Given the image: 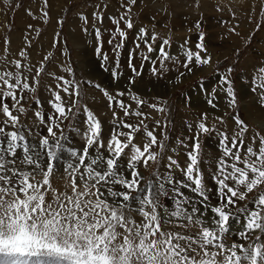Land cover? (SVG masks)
I'll use <instances>...</instances> for the list:
<instances>
[{"label":"snow or ice","instance_id":"1","mask_svg":"<svg viewBox=\"0 0 264 264\" xmlns=\"http://www.w3.org/2000/svg\"><path fill=\"white\" fill-rule=\"evenodd\" d=\"M135 4L136 0H130L125 13L113 21L121 38L113 49L117 54L127 39L119 25L123 21L127 29L133 28L131 19L126 17ZM95 16L102 19L99 13ZM82 19L87 22L86 17ZM95 34L99 39L98 28ZM147 36V29L141 28L138 40H143L151 53L154 49L145 39ZM156 39L153 34L151 41ZM200 39L203 41V34ZM168 43L167 39L162 41L163 45ZM197 47L200 51L195 53L186 50L183 67L188 73L193 71L189 67L193 61L197 66L211 64L210 56L200 55L207 51L203 43ZM158 51L163 69L170 57L163 46ZM18 56L0 66V116L3 117L0 119V264H264V135L260 132L250 135L245 147L249 128L242 119L233 117L239 130L234 129L229 136L226 130L209 125L208 114L203 113L195 122L194 134L188 138L191 145L183 139L176 141L178 147L190 148L181 165L175 158L180 154L177 148L165 144L169 137L162 129L167 124L157 120L151 130L144 124L149 118L140 110L145 100L130 90L113 95L101 89L109 108L115 105L119 109V112L112 110L114 129L110 137L107 141L102 138L101 121L85 106L83 145L66 146L65 122L78 110L79 83L47 73L54 81L48 85L52 111L50 115L33 112L37 124L46 129V134L37 135L32 126L21 122V117L26 112L25 104L32 98L25 93L36 92L39 78L45 74L44 64L28 63L25 50ZM131 58L130 53L129 67L138 76L141 73L132 65ZM103 59L107 61V55ZM141 60L143 67V61H149L150 57L141 54ZM160 69L152 61V74H158ZM64 71L71 73L72 69L67 67ZM232 71L227 69L220 85L230 98L229 107L236 104L230 79ZM257 88L264 90V67L256 69L252 78L251 91L256 92ZM126 94L135 102V109L119 99ZM209 96V105L217 107L213 93ZM36 103H40L38 98ZM147 107L161 114L166 112L160 103H150ZM130 115L143 119L130 123L125 120ZM215 120L224 123L222 117ZM188 127L193 129L191 124ZM142 128V137L138 139L136 134ZM157 129H161L159 138ZM213 132L220 136L221 152L211 173L217 193L214 205L200 168V137ZM32 135L36 136L35 141L29 139ZM154 148L157 150L153 151ZM166 149L173 154L164 157ZM64 155L67 159L61 165ZM163 159L167 160L165 170L157 168L145 179L140 167L148 169L149 162L156 164ZM58 167L63 168L67 177L63 190L53 187L51 181ZM177 172L182 179L176 178ZM183 189L196 198L186 195ZM249 194H254L251 199ZM243 201L249 203L240 205ZM236 224L238 228L233 227Z\"/></svg>","mask_w":264,"mask_h":264},{"label":"rangeland","instance_id":"2","mask_svg":"<svg viewBox=\"0 0 264 264\" xmlns=\"http://www.w3.org/2000/svg\"><path fill=\"white\" fill-rule=\"evenodd\" d=\"M202 2H205L204 5ZM126 4H130V0H47V3L45 0H0V63H4L7 56L25 50L28 63L39 65L43 62L44 64L45 74L40 76L36 92L34 94L25 93L26 96L31 95L32 98L25 104L26 112L21 117L22 123L32 126L37 135L46 134L45 127L38 125L35 121L33 112L38 110L41 113L51 114L52 110L48 104L51 93L48 91L49 95H45L42 91L45 86L54 83L47 73L55 72L57 76L75 80L80 86L78 110L70 120L65 122L66 146L79 148L83 145L81 133L85 130L87 123L86 113L83 111L85 106L93 111L101 121L102 138L107 141L110 137L114 129L112 110L119 112V109L115 108V105L113 109L109 108V102L101 89L113 95L117 91L128 93L130 90L145 100L146 104L142 108H148L149 111L146 114L149 118L144 120V124L149 130L155 126L157 120L161 121L162 125L167 124V128L162 129L169 137L165 144L168 148H177L180 154L175 158L181 165L185 163L186 153L190 148L182 149L177 146L176 141L183 139L191 145L192 141L188 138L194 134L195 122L203 113L208 114L209 125L215 124L220 131L226 130L229 136L234 129L239 130L233 117L238 116L242 119L249 128V132L245 134V147L250 142V135H254L255 132L264 135V129L258 126V122L264 120V99H261L264 91L258 88L257 91H261L258 96L256 92L248 95V91L250 92L252 88V79L249 80L246 75L256 74V69L249 71L244 69V64L248 61H253L257 68L264 67V0H136V4L132 5L130 15L126 17V19H131L133 28L127 29L123 21L119 25L125 31L127 39L123 40V47L117 54L113 49L117 43L121 42V38L115 32L117 25L113 21L125 13ZM44 12L48 13L47 17L44 16ZM162 12L164 14L168 12L171 15L172 22L169 21L166 27L167 18H155ZM96 13L101 15V20L96 19ZM174 14L177 16H173ZM82 17H86L87 22ZM177 17L183 22L173 23ZM239 20L242 22L238 23ZM197 24L200 25L199 28L196 27ZM97 28L100 30L99 39L95 34ZM141 28L147 29L148 40L153 34L157 36L154 42L151 41L154 49L151 53L147 52L145 44L138 41ZM232 29H235L237 34ZM201 34H203V41L200 39ZM114 36L115 39H113ZM231 36L235 37L234 41ZM164 39L169 41L167 45L162 44ZM109 40H112V43H109ZM240 40H244L243 49L237 47ZM261 41H263L262 44ZM137 43L140 44L139 48L136 47ZM158 43H161L171 58L165 61L164 70L167 71L165 76L162 75L163 71L153 75L150 70L152 61H155L157 68L160 64L159 55L153 57L155 49H158ZM201 43L207 50L205 56L211 57V64L197 66L193 61L189 65L193 71L188 73L183 67L186 50L191 49L193 53L198 52L200 50L197 45ZM176 45L179 49L185 50L183 55H179L178 52L173 54L172 49ZM134 49H144L145 52L137 54L136 57L133 53ZM130 53L132 57L135 56L138 59L136 64L134 59L131 60L132 65L141 73L138 76L129 67ZM203 53L200 52V55L202 56ZM141 54L150 57L149 61H143V67H141ZM36 55L41 57L37 56L39 58L37 59ZM105 55L108 57L107 61L103 59ZM45 57H47L46 60ZM247 58L249 60H246ZM117 61L119 62L118 68L116 67ZM222 66H224L223 69L230 67L233 69L230 79L234 89H237V98H239L238 85L242 84L247 87V96L242 95L240 103L236 98V104L232 107L228 105V98L226 102H221L217 96L221 90L220 76L227 73L223 69L217 70ZM67 67L72 69L71 73L64 71ZM244 70L246 77L241 75V73L244 74ZM215 72L221 73L217 75ZM113 73L117 75L114 76ZM143 73L146 75L144 76ZM181 73L185 75L181 76ZM147 75H153L156 82L148 81ZM213 77L216 78V82L212 84L210 81L214 80ZM132 80L134 83H130ZM173 80L176 85L168 89ZM163 82L164 84H159ZM95 85H100V88ZM201 85L205 86L201 87ZM209 93L215 96L213 100V103L217 105L215 108L208 103L211 98ZM37 98L40 101L39 104L36 103ZM157 98L160 105L166 108L163 114L154 109L151 111L147 107V104L155 103L153 100ZM256 98L261 103L252 105L250 102L255 101ZM119 99H123L126 104H131L133 109L136 108L135 102L127 94ZM259 107L263 109V114L259 116L260 121L253 120L255 116L252 112L258 111ZM120 115L123 114L120 113ZM215 117H222L224 123H219ZM0 119L3 117L0 116ZM139 119L143 118L131 115L125 117V120L130 123H136ZM190 124L193 125L192 130L188 127ZM160 131L161 129H157L158 138ZM142 134L143 128L141 133L136 134L137 138L140 139ZM29 139L35 141L36 136H29ZM219 141L220 136L215 132L200 137V168L209 189L210 202L213 205L217 202V193L211 173L214 170L215 160L221 155ZM156 150L153 149V151ZM170 154L173 153L166 149L163 156ZM66 159V155L62 156L60 164H64ZM166 164V159L158 160L156 164L149 162L150 167L145 169L141 166L140 171L145 179H148L157 168L164 171ZM62 176H64L62 167L54 169L51 181L53 187L59 190L63 188H59L56 182L67 181V177L64 176L62 179ZM176 178L182 179L180 173H176ZM183 191L186 195L196 198L189 190L183 189ZM253 195L249 194V199ZM246 203L249 201L239 202L240 205ZM249 206L251 207L250 204ZM233 227L238 228L239 224ZM232 235L235 236L236 233L233 232Z\"/></svg>","mask_w":264,"mask_h":264},{"label":"crops","instance_id":"3","mask_svg":"<svg viewBox=\"0 0 264 264\" xmlns=\"http://www.w3.org/2000/svg\"><path fill=\"white\" fill-rule=\"evenodd\" d=\"M204 1V0H203ZM203 3V2H202ZM205 3V2H204ZM204 3H203V5H204ZM208 6V5H207ZM149 7V6H148ZM164 12V11H163ZM161 13V14H157V16H155V18H157V19H163L164 17L165 18H167V23L165 24V27H166V25L169 23V21H171L172 22V20H171V15L168 13V12H166L165 14L164 13ZM181 14V13H180ZM163 16V17H162ZM173 16H177L176 14H174ZM149 17H151V16H149ZM174 18V17H173ZM178 21H182L181 19H179L178 17L177 18H175L174 19V21H173V23L174 22H178ZM183 22V21H182ZM242 21H238V23H241ZM243 24H247L246 22H243ZM235 34H237L236 32H235ZM235 34H232V35H235ZM148 36H149V34H148ZM148 36L147 37H145V39H147L148 40ZM168 38V37H167ZM231 38H233V41H234V38L235 37H233V36H231ZM238 38H239V36H238ZM140 43H142V44H144V42H143V40H138ZM149 41V43H151V39L150 40H148ZM153 42V41H152ZM243 42H244V40H240V43H236L237 44V47H239V49H243L244 47H242L243 46ZM263 43V41H261V44ZM159 44V46H158V49H155V52L153 53V57H155V56H158L159 55V48L162 46L161 45V43H158ZM231 46H234V44H231ZM172 51H173V54H175V53H180L179 55H183V52L185 51V50H183V49H179L178 47H177V45L175 46V48H173L172 49ZM141 52H145L144 51V49H142V50H139V49H134L133 50V53L136 55V57H137V54H139V53H141ZM254 52H256V51H254ZM169 56V55H168ZM202 56H205V52L202 54ZM117 57V56H116ZM123 57V56H122ZM135 56H133L132 58H131V60H133L134 62H135V64L138 62V59L136 58ZM153 59V58H152ZM171 59V58H170ZM169 59V60H170ZM246 60H249V58H247ZM255 64H253V61H251V62H246L245 64H244V69L246 70L247 69V71H249V70H255V69H258L256 66H254ZM252 66V67H251ZM148 67H149V64H148ZM224 68V66H222L221 68H219V69H217V70H220V69H223ZM226 68V67H225ZM231 68V67H230ZM142 69V68H141ZM158 69H160V64H159V66H158ZM193 69V68H192ZM245 70H244V74H242L241 73V75H243L244 77H249V80L250 79H252L251 77H253L255 74H250V73H248V75H246L245 74ZM163 71V72H162ZM223 71L224 72H227V69H223ZM147 72H148V70H147ZM159 72H162L163 74V76H165V75H167V71H165L164 70V68L163 69H160V71ZM217 75L218 74H220L221 72H215ZM226 74V73H225ZM143 75L145 76L146 74L145 73H143ZM231 75V74H230ZM246 75V76H245ZM223 76H224V74H223ZM231 77H232V75H231ZM214 78V80H211L210 81V83H215L216 82V78L215 77H213ZM219 78V77H218ZM235 78V77H234ZM146 79L148 80V81H150V82H156V79L154 78V76L153 75H147V77H146ZM220 79H221V76H220ZM220 79H219V82H220ZM241 79H242V77H241ZM175 80H173V82H172V84H169V87H168V89H170L173 85H176V83L174 82ZM159 84H164V82L163 83H159ZM203 86H205V85H201V87H203ZM240 86H244V85H240ZM240 86L238 85V95H239V98H237V96H236V92H237V89H234V87H233V83H232V87H233V89H234V92H235V96H236V98H237V100H238V103H240L241 102V97H242V95H244L245 97L247 96V93H246V86H244L243 87V91H241L240 90ZM225 88L227 87L226 85L224 86ZM198 88V87H197ZM199 89V88H198ZM258 89V88H257ZM219 90V89H218ZM168 91H170V90H168ZM262 91H264V90H262ZM192 93H193V91H192ZM250 93H252V94H254L253 93V91H248V95L250 94ZM261 93V91L259 92V91H256V94H257V96L259 95ZM218 96V98L219 99H221V102H226V100H227V98L228 99H230L229 97H225L226 96V92L221 88V90H220V94L219 95H217ZM154 97H156V96H154ZM198 97H201V96H198ZM153 102H155V103H159V99L157 98V99H155V100H153ZM252 105H255V104H257V103H261V101L259 100V99H257L256 98V100L255 101H252V102H250ZM252 114L255 116V118L253 119V120H259V116L260 115H262L263 114V109L261 108V107H259V109H258V111H256L255 113H253L252 112ZM258 117V118H257ZM260 121V120H259ZM262 121H264V120H262Z\"/></svg>","mask_w":264,"mask_h":264},{"label":"bare ground","instance_id":"4","mask_svg":"<svg viewBox=\"0 0 264 264\" xmlns=\"http://www.w3.org/2000/svg\"><path fill=\"white\" fill-rule=\"evenodd\" d=\"M128 1V0H127ZM116 12V11H115ZM35 55V54H34ZM41 57L40 55H36V58L37 59H39L38 57ZM19 58V56H18V54L17 53H15V54H11V55H9V56H7V60H14V59H18ZM61 62V61H60ZM57 63H58V61H57ZM61 64V63H60ZM3 65V63H0V66H2ZM56 69V68H55ZM53 70V69H52ZM55 73V72H54ZM47 84H49V83H47ZM47 88H48V86H45V88L43 89V91H42V93L44 92V94L45 95H49V92H48V90H47ZM240 90L241 91H243V87L241 88V86H240ZM42 95V94H41ZM91 95H93L92 93H91ZM93 97V96H92ZM45 98V97H44ZM130 103H132V101L130 102ZM150 110L151 111H153V109H151L150 108ZM141 111H143L144 113H146V112H148L149 110H148V108H142L141 109ZM264 122H262V121H260V122H258V126L260 127V128H262V129H264V124H263ZM78 133V132H77ZM66 181H61V182H56L57 183V185H58V187L59 188H63V185H64V183H65Z\"/></svg>","mask_w":264,"mask_h":264}]
</instances>
